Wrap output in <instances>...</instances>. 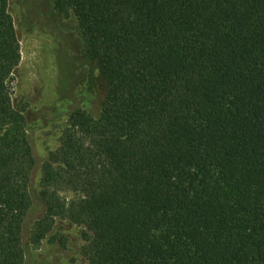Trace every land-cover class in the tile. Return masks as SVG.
<instances>
[{"label": "trees", "instance_id": "obj_1", "mask_svg": "<svg viewBox=\"0 0 264 264\" xmlns=\"http://www.w3.org/2000/svg\"><path fill=\"white\" fill-rule=\"evenodd\" d=\"M54 2L105 98L70 114L40 166L34 245L62 220L83 227L85 264H264V0ZM21 59L0 0V264H26L38 166Z\"/></svg>", "mask_w": 264, "mask_h": 264}, {"label": "rangeland", "instance_id": "obj_2", "mask_svg": "<svg viewBox=\"0 0 264 264\" xmlns=\"http://www.w3.org/2000/svg\"><path fill=\"white\" fill-rule=\"evenodd\" d=\"M11 10L22 54L11 86L16 106L28 117V133L38 163L31 184L33 206L23 229L26 264H85L81 226L58 220L40 245L33 243L37 221L46 211L39 193L40 166L60 146L73 111L99 114L105 88L95 65L84 54L76 19L60 14L54 0H11ZM76 196L72 191L62 192L67 199Z\"/></svg>", "mask_w": 264, "mask_h": 264}]
</instances>
